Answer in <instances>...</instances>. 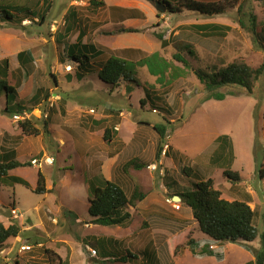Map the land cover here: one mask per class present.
<instances>
[{"label":"rangeland","instance_id":"rangeland-1","mask_svg":"<svg viewBox=\"0 0 264 264\" xmlns=\"http://www.w3.org/2000/svg\"><path fill=\"white\" fill-rule=\"evenodd\" d=\"M49 1L50 6L43 23L37 20V15L33 16L37 18L26 16L20 14L17 11L19 9L14 11L15 18L11 23L4 22L3 18L0 20V60L8 59L7 80L17 90L14 102L20 103L26 111H32V122L40 129L43 120H50L58 105L59 99L50 107L45 102L52 94H57L58 97L60 95L61 89L55 87V79L62 71L66 72L71 68L74 70L72 63L67 60L63 62L66 57H63L62 47L55 42L56 32L66 25L65 18L60 19V0L56 6L52 0ZM169 1L178 5L177 2L182 0ZM0 3L25 5L38 14L43 12L45 5L40 0H3ZM242 3L240 16L236 13L237 8H230L213 18L185 9L182 13L163 12L168 17L170 27L178 25L174 28L180 30L176 41L182 39L181 41L193 43L197 58L184 55L193 69L220 67L234 59H241L253 68L264 64V0H243ZM250 13L256 16L255 34L249 30ZM18 18H28L30 22L23 24L21 20L19 24ZM239 18L244 24L238 22ZM211 21L229 26L230 29L223 37L214 39L196 36L193 30L185 26ZM52 26L54 30H51ZM162 27L165 29V26ZM159 33L168 37L170 31ZM25 49L33 56L32 63L26 68L20 66L16 59V52ZM174 51L172 49L171 53ZM159 57L127 61L128 78L135 79L136 84L129 82V79L121 80L120 83L113 84L112 88L115 89L111 92L112 84L106 85L96 75L90 76L86 78L90 84L88 90L80 85L73 92L72 99L68 100L69 107L82 110L120 108L124 112L120 120V138L126 147L121 150L119 161L134 158L143 163V167L138 169L130 168L127 176H130L134 185L149 194L147 206L139 204L128 208L132 221L126 227L103 226L92 222L93 217L87 213V185L88 178L99 173L95 169L96 159L88 163L85 161V153L79 152L77 155L73 147L56 144L52 130H57L58 118L51 120V132L24 135L11 111H5L4 97H0V153L16 147L18 160L24 165L13 168L8 173L23 178L28 184L26 186L0 177V221L5 226L16 224L20 227L18 236L7 239L6 245L0 248L3 251L0 254V264H47L44 254L46 248L63 257L67 254L69 264H170L174 259L177 264H244L253 259L248 250L230 242L226 244L225 258L221 260L214 256L202 258L192 254L187 245L189 238L199 240L200 245L204 243V239L210 238L198 229L189 209L178 199H172L175 190L172 185L176 183L181 187L191 186L196 181L211 177L214 187L221 191L222 198L248 201L254 210L253 225L258 236L244 244L253 250L260 248L259 234L264 232V178L260 177V169H264V73L255 83L251 94L243 89L223 87L222 91L232 95L219 101L207 99L203 85L194 73L189 71L186 76L180 62L171 57L164 60L163 54ZM65 63L70 65L69 68L66 69ZM164 68L166 72L163 71ZM178 74L180 78L175 81L173 77ZM172 75L174 76L171 78ZM134 85L141 86L138 88ZM144 87L149 91L161 88L167 92V97H162V100L169 101L167 105L157 99L149 101L143 91ZM36 95L37 99L34 100ZM140 99L144 102L143 107H140ZM71 100L74 105L70 104ZM41 111H47V116ZM59 114L61 118L63 115ZM78 122L73 116L67 125L71 124L72 130L79 133L83 126L78 125ZM149 123L163 125L168 130L167 140H163L169 144L168 151L169 154L172 153L174 166L173 174L167 176L168 182L173 181L167 191L164 188L168 183L164 181L165 177L162 180L157 170L151 171L148 165L145 166L152 158L148 154L149 150L147 153L144 148L152 143L156 134ZM135 125L138 127L135 137L141 135L138 138L145 141L144 147L139 145L138 138H132V127ZM217 135H228L233 147L234 156L224 169L216 167L221 159L216 163L210 161L219 150L220 145L214 138ZM40 145L43 146L42 149ZM213 149L215 151L211 153ZM46 156L52 157V164L45 162ZM206 157L210 163L204 166ZM227 157L224 155V160ZM32 158H36L38 163L31 164ZM196 160L201 166L192 165ZM84 165L88 168L85 169ZM163 166L167 165L164 163ZM182 168H186L187 174ZM225 169L238 173L239 180L225 178L222 174ZM38 170L48 179L49 190L43 193L33 190ZM153 184L155 190L152 189ZM124 190L127 195L131 192L127 187ZM177 203L180 205L178 209L174 206ZM12 210L19 214L14 215ZM87 236L119 237L122 241L121 249L137 255V258L124 262L104 260L98 255L93 239L83 242ZM21 245H30L31 249L21 251ZM205 245L208 246L207 243ZM144 246L158 255L155 261L141 254ZM88 247L95 249L96 255H92ZM2 255L6 258L3 259Z\"/></svg>","mask_w":264,"mask_h":264},{"label":"trees","instance_id":"trees-1","mask_svg":"<svg viewBox=\"0 0 264 264\" xmlns=\"http://www.w3.org/2000/svg\"><path fill=\"white\" fill-rule=\"evenodd\" d=\"M3 1V0H0ZM150 3L157 4L161 2L164 5L165 10L171 13H180L183 9L192 11L203 15L206 18H213V16L224 14L230 8H237L236 13L238 16L241 15L243 0H222V1H210V0H182L177 4H172L169 0H147ZM90 0V3L94 6L96 4H102L101 1ZM183 2V3H182ZM45 9L42 13H35L27 6L13 5L11 3L3 4L0 3V20L3 18L4 22H12L15 18V12L19 11L20 14L26 16H35L39 22L43 23L45 20L46 12L50 6L47 0L43 1ZM16 8V9H15ZM249 19V30L256 33V16L253 13L248 15ZM18 18L19 24L21 23ZM238 22L244 24V21L239 18ZM188 28L193 30L198 36L213 37L219 39L225 35V32L230 29L229 26L222 25L220 23H203V24H192ZM120 31H135L131 28H121ZM157 38L161 40L162 46L166 45V41L163 38L162 33H154ZM218 41V40H217ZM193 43L178 41L174 44L175 52L172 53L171 58L177 62H180L181 67L186 73L189 71L194 73L199 82L203 85L206 91L207 99L223 100L227 95L232 93H226L221 89L223 87H235L237 89H243L248 94L253 92L255 83L264 73V64L253 68L241 59H234L226 64H221L220 67L212 66L206 70L199 68H192V64L189 62L188 57L197 58ZM63 62L67 60L68 63H72L76 66V77L81 79L82 76L90 72V61L98 55V50L93 44H81L76 42L71 45L65 46L63 49ZM157 57L158 55L153 54L151 57ZM149 57V59H152ZM68 58V59H67ZM16 59L20 66L26 68L33 61V56L28 49L21 50L17 53ZM148 59V60H149ZM8 59L3 58L0 60V97H4L5 100V111H11L12 115L21 114L26 109L22 107L20 103L14 102L17 95L15 85L7 80L9 76L8 71ZM177 69H179L177 67ZM166 72V68L163 69ZM129 71L127 69V61L120 59L115 56H110L101 65L98 71V76L103 81L116 84L121 80H127L129 82L137 83L135 79L128 78ZM175 75V74H174ZM172 75L171 78L174 76ZM180 74L174 76L173 79H178ZM129 79V80H128ZM132 82V83H133ZM48 95H45L47 98ZM37 99V95L34 100ZM32 117V116H31ZM25 118L18 121V125L21 132L24 135H39L40 133H48L49 119L46 118L42 122V129L36 127L32 122V119ZM153 128L156 130L159 136V143L156 150L155 160L157 161L160 157L162 144L166 136L167 129L163 125H154ZM111 130V129H110ZM109 129L102 130V137L105 141H109V137L106 133L110 132ZM219 143V150L212 161L215 163L218 160L224 159V155H227L231 160L233 155L232 143L228 135H219L216 139ZM228 146V148H226ZM220 160V161H221ZM227 160V159H226ZM24 164L15 159V150L10 149L9 151H3L0 153V177H6L10 182H17L28 186L27 182L15 175H9V170L23 166ZM149 165L146 164L145 166ZM143 167V163H140L136 159H131L124 163L122 170L127 175L130 168L138 169ZM183 172L187 174L186 168H182ZM165 169L163 174L164 177ZM222 174L229 180H239L238 173L232 172L228 169L223 170ZM260 177L264 178V169H260ZM89 194L87 196L88 206L87 213L93 217L92 222L103 226H122L126 227L132 221L129 207L134 208L136 203L144 199L146 193L138 186H135L130 193L126 195L123 187L113 181L106 180L100 175L95 177V182L88 180ZM173 181H170V183ZM174 192L172 196H177L180 203L189 209L193 220L196 222L198 229L203 232L204 235L209 237L215 242H230L236 243L246 250H248L253 260H249L244 264H264V232L259 234L260 248L253 250L252 247L244 244L245 242L253 241L257 238V230L253 225L254 210L249 206V202L246 200H226L222 198L221 191L214 187L213 179L207 178L204 180L196 181L191 186L181 187L179 184L174 183ZM35 192L43 193L46 191L45 188V177L38 170L36 177V185L33 188ZM248 198V197H247ZM179 204V203H178ZM180 206V205H179ZM20 227L16 224H10L5 226L0 221V248L6 245L7 239L18 236ZM90 239L95 241V247L98 251V255L104 260H117L127 261L128 259L137 258V255L130 253L126 249H121L122 241L115 239L114 237H92L87 236L85 241L88 242ZM187 245L192 254H200L205 256H214L216 259H222V253L213 251L207 247H199V242L196 239L189 238ZM172 255L174 250H172ZM46 255L47 264H69L68 255L61 257L58 253L51 249H44ZM142 255L149 256L148 251H142ZM152 264V263H151ZM155 264V262H153ZM171 264H174L171 262Z\"/></svg>","mask_w":264,"mask_h":264},{"label":"crops","instance_id":"crops-1","mask_svg":"<svg viewBox=\"0 0 264 264\" xmlns=\"http://www.w3.org/2000/svg\"><path fill=\"white\" fill-rule=\"evenodd\" d=\"M40 1L43 4L44 0H40ZM47 1L48 3H50L49 0ZM52 1L54 2V6H56V4L59 3V0H52ZM76 1H78L77 2L78 4H74L75 2L74 0H60V5H61L60 11L62 14L60 19L64 17L66 25L63 29H60L56 32L55 42L57 43V45L59 44L62 47V49L65 46L71 45L76 42H81V44H93L99 52L98 55L90 61L91 68H90V72L87 73L89 75L86 74L82 76L81 79H77L75 75L76 66L73 65L74 70L71 68V70L68 69L70 72H68V70L66 72L62 71V73L57 77V79H55V83H56L55 87L60 88L61 92L59 93L60 98L57 101L58 102L57 108L55 111L52 112L51 118L48 123L49 126V129L47 127L48 133L51 132L50 130H52V127L50 125L51 120L58 118L56 123L57 130L56 131L52 130V135L54 136L56 144H58L59 146L69 145L70 147H73L77 155H79V152L85 153L84 155L85 161L88 163H90V160L96 159L95 169L98 170L99 173L93 174V176L88 178V180L95 182V177L97 175H100L106 180H110L120 184L123 187V189L127 187V189H129L132 192L133 188L137 185H134L131 179L129 178L130 176L128 177L127 176L128 174L126 175L122 170L124 163H126L127 161L126 160L119 161L120 152L122 149L126 147V144L122 142L120 138V122H121L120 120L124 116L123 110L120 108L118 109L101 108L100 110L99 108H89L87 110H82L80 108L69 107L70 105L68 104V100L72 99V97L74 96L73 92H75V90H77L80 85H82L80 86L81 88H85L88 90L90 84L87 82L86 79L87 77L90 76L94 77L96 75L99 81L104 82L106 85L108 84L105 81H103L101 78H99L98 71L100 70L101 65L110 56H115L120 59L131 62L138 60L141 61V59L142 60L149 59V57H151L153 54L158 55V57L161 54H163L164 60H166L167 58L170 59L172 55L171 50L172 49L175 50L174 44L178 42L176 41V39L180 34V30L178 29L174 30V28H176L178 25L170 27L169 22L167 21L168 17L166 16V14L157 11L154 7L156 4L150 3L147 0H95L97 1L95 3H98L99 1L102 2V4L99 5L96 4V6L92 5L90 3V0H76ZM180 13H182V11ZM211 22L214 23V21ZM203 23H192V24H203ZM162 25L165 26V29H163ZM185 26L186 28H188L189 25H185ZM121 28H131L134 29L135 31H120L119 29ZM164 30L170 31V33L168 37H166L165 35L163 36V38L166 41V45L162 46L161 40L157 38L154 33H159ZM196 36L198 35L196 34ZM168 39L170 41H168ZM181 40L182 39H179V41ZM18 52H16V55ZM65 64L66 67L70 66L67 63ZM178 65L180 64L178 63ZM90 73L92 74L90 75ZM187 74L188 73H186V76ZM112 86L113 85H111L110 87L111 92L115 89L112 88ZM140 86L141 85H134V87H138V88H140ZM143 91L146 94V98H148L149 101L152 99L161 100L163 103L165 102V106L167 105V102H169L167 99L162 100V97L163 96L167 97L168 93L163 91V89L161 88H158L156 91H152V90L149 91V90H145L144 87ZM128 99H130L129 96ZM70 104H73L72 100ZM143 105L144 102L143 100L140 99V107H143ZM59 113L63 115L61 118ZM73 116L79 120L78 125L83 126V128L80 129L79 133H76L75 131L72 130L73 126H71V124L67 125L71 121V118ZM169 116L172 115L170 114ZM169 120L173 121L174 119H169ZM154 125L155 124L149 123L150 128H153ZM137 128L138 127H136V125L132 127V131H134L133 132L134 137L132 138L137 139L138 137L141 136L139 135L138 137H135V134L137 133ZM103 129H109V130L111 129L110 132L106 133V136L109 137L110 139L108 142L105 141L102 137ZM218 136L219 135H217V137ZM154 137L155 139L152 141L150 145H147L146 148H144V151L147 152V150H149L150 153L148 152L147 153L153 159V161H155V163L159 164V166L164 167L163 166L164 163L165 165H167L166 167L163 168L165 169V174H164L165 178L161 177V179L163 180L164 178V181L168 182L167 176L173 174L172 168L174 166V160L172 158V153L169 154L168 151L166 153L167 154L166 156L164 157L160 156L159 159L156 161L155 156L159 142V136L157 132L154 135ZM217 137L215 136L214 138L216 139ZM137 142L139 143V145H142V147H144L143 145L145 144V141L143 139L138 138ZM41 147L43 148V146L40 145V149H42ZM13 149L15 150V158L17 161H19L18 160L19 154L16 151V147ZM214 151L215 150L213 149L211 153ZM22 155L24 154H21V156ZM152 159H150L148 163L153 162ZM206 159L204 166H207L210 163L208 159L207 160ZM212 159H210L211 162ZM229 161L230 159L229 157H227V160L223 159L221 160L220 163L217 162L216 167L220 169H224ZM192 165L201 166L200 162L197 160L195 162H192ZM87 168L88 167L85 166V169ZM47 180L48 179L45 177V188L46 190H49L47 185ZM171 183L170 181L166 183L164 187L166 191L167 189H170ZM154 185L155 184L152 185L153 190H155L153 188ZM173 187L174 185H172V189ZM87 188H89V184L87 185ZM148 197L149 194L147 192L144 199L137 202L138 204L136 203V206H138L139 204H141V206L144 205V207L147 206ZM174 197L175 196H173L172 199H174ZM114 238L118 239L119 237H114ZM197 241L199 242V240ZM205 243H207L208 246H206ZM226 244H228V242L220 243V242H215L211 239H204V243L201 245L199 244L198 248L200 250L203 247L209 248V246H214L216 249L213 248L212 250L222 253V259H223L225 258ZM147 250H149V256H144V257H148L149 260L151 258V261H155L158 255L155 254L153 250L147 249L144 246L143 251H147ZM199 250L197 249V251ZM59 255L63 257L61 254ZM195 255L202 258L207 257L205 255H200V254H195ZM8 259L9 258L7 257V260ZM175 261L176 260L174 259V262L173 261L171 262L177 264Z\"/></svg>","mask_w":264,"mask_h":264},{"label":"built area","instance_id":"built-area-1","mask_svg":"<svg viewBox=\"0 0 264 264\" xmlns=\"http://www.w3.org/2000/svg\"><path fill=\"white\" fill-rule=\"evenodd\" d=\"M75 2H74V4H78L77 2L78 1H76V0H74ZM30 21H29V19L28 18H24L23 20H22V23L23 24H27V23H29ZM54 28V26H52L51 27V30H54L53 29ZM67 68H69V66H67L66 67V69ZM59 99V97H58V95L57 94H52V95H50L47 99H46V105H47V107L49 106H52L53 105V102L54 101H56V100H58ZM152 111H154V110H152ZM41 112H43V111H41ZM40 112V113H41ZM43 115L44 116H47V111H44L43 112ZM30 116H32V111H24L23 113H21V114H15V115H13V119L15 120V121H19V120H22V119H25V118H30ZM168 137V135H166L165 136V140H167L166 138ZM168 149H169V144H168V142H164L163 144H162V148H161V152H160V156H162V157H164L165 155H166V153H167V151H168ZM44 159H45V162L47 163V164H52V162H53V159H52V157H44ZM30 162H31V164H37L38 163V161H37V159L36 158H32L31 160H30ZM161 164V163H160ZM148 168L152 171V170H157L158 172H159V174L160 175H162L163 174V172H164V169H163V167L162 166H159V164L158 163H149V165H148ZM175 206V208L176 209H178L179 208V204L177 203L176 205H174ZM12 213L14 214V215H18L19 213H18V211L17 212H15L14 210H12ZM17 237V236H16ZM16 239V238H15ZM211 249H213V248H215L214 246H209ZM31 249V246L30 245H21L20 246V250L21 251H25V250H30ZM88 250H89V252H91V254L92 255H96V250L95 249H91V248H89L88 247ZM2 250H0V254H2L3 253V251L1 252ZM2 258L3 259H5V256L4 255H2Z\"/></svg>","mask_w":264,"mask_h":264},{"label":"water","instance_id":"water-1","mask_svg":"<svg viewBox=\"0 0 264 264\" xmlns=\"http://www.w3.org/2000/svg\"><path fill=\"white\" fill-rule=\"evenodd\" d=\"M155 9L161 13H163L165 11V7L164 5H162L161 2H158L156 5H155ZM174 199H178L177 196L174 197Z\"/></svg>","mask_w":264,"mask_h":264}]
</instances>
